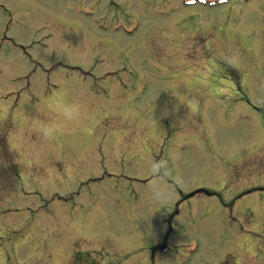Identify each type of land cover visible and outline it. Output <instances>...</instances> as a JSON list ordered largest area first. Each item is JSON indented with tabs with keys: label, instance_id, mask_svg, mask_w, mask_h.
<instances>
[{
	"label": "rangeland",
	"instance_id": "rangeland-1",
	"mask_svg": "<svg viewBox=\"0 0 264 264\" xmlns=\"http://www.w3.org/2000/svg\"><path fill=\"white\" fill-rule=\"evenodd\" d=\"M4 35L0 264H264V0H0ZM45 101L85 117L48 141Z\"/></svg>",
	"mask_w": 264,
	"mask_h": 264
},
{
	"label": "clouds",
	"instance_id": "clouds-1",
	"mask_svg": "<svg viewBox=\"0 0 264 264\" xmlns=\"http://www.w3.org/2000/svg\"><path fill=\"white\" fill-rule=\"evenodd\" d=\"M44 108L59 114V119L57 121L49 123L35 121L33 123L34 128L48 141L54 139L56 133L62 132L67 123H78L86 114V112L81 111L82 105L79 103L53 104L51 101H45Z\"/></svg>",
	"mask_w": 264,
	"mask_h": 264
},
{
	"label": "flooded vegetation",
	"instance_id": "flooded-vegetation-1",
	"mask_svg": "<svg viewBox=\"0 0 264 264\" xmlns=\"http://www.w3.org/2000/svg\"><path fill=\"white\" fill-rule=\"evenodd\" d=\"M4 39H7V38H5L4 37ZM16 47H18L19 48V46L18 45H16ZM13 48H14V46H13V43L12 42H9V41H7V42H3V41H1L0 42V56H2L8 49L9 50H13ZM21 48V50H22V53L23 54H26V50H25V47H20ZM1 49H2V52H1ZM5 61V60H4ZM0 62H2V60L0 59ZM5 63V62H4ZM5 65H10L9 63H5ZM1 66V64H0V72H4L3 70H5L6 69V67H5V69ZM28 86V85H27ZM229 86V88L232 90V89H234V90H236V88H237V86H236V84H234V83H230V85H228ZM27 89V87L25 88V90ZM15 89H11L9 92H13ZM23 90V89H22ZM15 110V108H11L10 110ZM7 125V124H6ZM3 140H4V142H3ZM5 140H6V137L5 136H1L0 137V154L2 153V151L4 152L5 150H6V147L4 146L5 145ZM77 254V253H76ZM13 260H11V262H12ZM5 264H10V261H6L5 260Z\"/></svg>",
	"mask_w": 264,
	"mask_h": 264
},
{
	"label": "water",
	"instance_id": "water-1",
	"mask_svg": "<svg viewBox=\"0 0 264 264\" xmlns=\"http://www.w3.org/2000/svg\"><path fill=\"white\" fill-rule=\"evenodd\" d=\"M262 109H263V111H264V100H263V103H262Z\"/></svg>",
	"mask_w": 264,
	"mask_h": 264
}]
</instances>
